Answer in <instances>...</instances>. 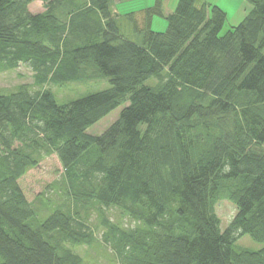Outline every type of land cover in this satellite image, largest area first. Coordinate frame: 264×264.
<instances>
[{
    "label": "trees",
    "instance_id": "obj_1",
    "mask_svg": "<svg viewBox=\"0 0 264 264\" xmlns=\"http://www.w3.org/2000/svg\"><path fill=\"white\" fill-rule=\"evenodd\" d=\"M32 1L0 0V72L24 64L38 86L0 92V264H81L68 244L99 227L119 264H264V0L223 34L226 12L206 0L168 13L154 0L140 21L114 0ZM103 78L64 103L51 87ZM51 153L62 201L40 219L18 180ZM221 198L235 206L224 229ZM243 234L262 246L235 248Z\"/></svg>",
    "mask_w": 264,
    "mask_h": 264
},
{
    "label": "rangeland",
    "instance_id": "obj_2",
    "mask_svg": "<svg viewBox=\"0 0 264 264\" xmlns=\"http://www.w3.org/2000/svg\"><path fill=\"white\" fill-rule=\"evenodd\" d=\"M120 2L115 8L119 12L136 11L138 21L142 19L141 9L150 5V0H114ZM163 9L165 13L171 12L177 0H162ZM210 3L220 6L226 12V20L221 30L223 34L231 26L236 25L241 19L243 9L248 5L247 0H206ZM41 3L39 1L30 4V12L36 13L42 11ZM166 20L163 17H153L151 28L155 31H163L166 28ZM133 38V37H132ZM153 78L146 82H151ZM21 83L31 85L32 89L36 90L38 86L33 85V77L31 69L20 64L17 68L0 72V92H9ZM110 85L106 78L99 80H85V81H70L63 85H56L52 91L58 103H64L69 100L81 97L90 92L108 88ZM122 104L116 106L108 112L101 119L88 127L91 133H101L114 119L119 115ZM62 166L56 156L51 153L44 156L37 166L29 169L19 180V186L23 191L26 199L35 205L38 217L43 219L53 209L55 205L62 201L61 189L58 185L61 183ZM215 211L220 218V229H224L235 211V206L229 200L221 198L215 205ZM106 214L112 221L120 224L123 227H132L135 225L133 219L119 208L111 207L106 210ZM97 218L95 212H92L89 218V225L94 228L97 225ZM102 228L99 227L94 230L95 239L91 245H69L71 250L79 254L82 258L81 264H119L111 248L101 241ZM235 248L258 249L262 246L253 240L248 234H243L234 242Z\"/></svg>",
    "mask_w": 264,
    "mask_h": 264
},
{
    "label": "crops",
    "instance_id": "obj_3",
    "mask_svg": "<svg viewBox=\"0 0 264 264\" xmlns=\"http://www.w3.org/2000/svg\"><path fill=\"white\" fill-rule=\"evenodd\" d=\"M36 1H39V2L41 3V7H43L42 2H41L40 0H34L33 2H36ZM150 1H151V3H150V5H151V4L153 3L154 0H150ZM31 3H32V2H30V3L28 4V9H29V6H30ZM114 3H115V5H114V12H116V13H122V12H119L117 8H115V6H117L120 2H115V1H114ZM148 6H149V5H148ZM248 7H249V5H246V7L243 9V12L241 13L240 19H241L242 17H244V15L246 14ZM29 10H30V9H29ZM42 10H43V8H42ZM39 12H40V11H39ZM123 13H124V12H123ZM152 20H153V19H152Z\"/></svg>",
    "mask_w": 264,
    "mask_h": 264
}]
</instances>
